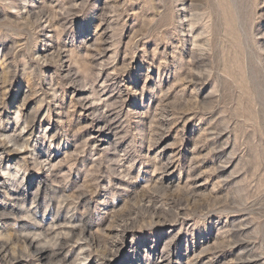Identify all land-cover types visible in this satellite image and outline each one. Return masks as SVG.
<instances>
[{"label":"rangeland","instance_id":"1","mask_svg":"<svg viewBox=\"0 0 264 264\" xmlns=\"http://www.w3.org/2000/svg\"><path fill=\"white\" fill-rule=\"evenodd\" d=\"M58 235L65 264H264V0H0V242Z\"/></svg>","mask_w":264,"mask_h":264},{"label":"bare ground","instance_id":"2","mask_svg":"<svg viewBox=\"0 0 264 264\" xmlns=\"http://www.w3.org/2000/svg\"><path fill=\"white\" fill-rule=\"evenodd\" d=\"M21 136H19V137H17V138H15V137H11V138H9V143H13V145H18V142H19V140L21 139L20 138ZM30 142V141H29ZM6 171V170H5ZM4 171V172H5ZM6 174H7V171H6ZM9 174H11L10 172H9ZM10 176H16V174H15V172H13ZM33 215V214H32ZM27 217V216H26ZM28 217H30V216H28ZM33 217V216H32ZM31 217V218H32ZM34 218V217H33ZM30 218H28V220H29ZM72 219V218H71ZM32 220V219H31ZM30 220V221H31ZM35 220V219H34ZM35 223H36V221H35ZM70 225V224H69ZM68 226V225H67ZM41 234H38V237L40 238V237H42L43 239H47L48 238V235H46L45 234V231L44 232H40ZM51 234V233H50ZM5 235V234H4ZM25 235V234H24ZM6 236V235H5ZM4 236V237H5ZM29 236V235H28ZM26 237V236H24V240H23V245L24 246H22L24 249H22V254H30L29 252H32V254H34V255H32L33 256V258H35V259H37V261H42V260H48L49 261V264H65V262H64V260H62V258H61V251L64 249V247H65V245H67V239H66V237L65 238H61L59 235V238H57V241H56V239H55V244L53 243V245H50V244H52V243H50L49 241V245H47V246H42V247H40V246H36V240H34V239H32L31 237L29 238V237ZM9 237V236H8ZM7 236H6V238H7V241H10V237L8 238ZM35 237H36V235H35ZM12 238V237H11ZM18 238H20V237H18ZM38 238V239H39ZM74 237L72 236V239H73ZM53 239V238H52ZM5 240V239H4ZM17 240H19V239H17ZM47 240H49V239H47ZM47 240H46V242H47ZM71 240V239H70ZM87 240V239H86ZM89 240V239H88ZM52 241V240H51ZM72 241V240H71ZM45 242V241H44ZM45 242V245L47 244ZM69 242V241H68ZM12 243V242H11ZM17 243H18V241H17ZM0 245H1V247H0V262L2 263V262H4L5 264H9V257H10V259H12V260H18L19 258L18 257H16L17 256V250H16V248H14V247H16L15 245H14V243H13V245L14 246H12L9 242H3V243H1L0 242ZM116 245V244H115ZM89 246V245H88ZM21 247V248H22ZM18 249V248H17ZM82 249H83V247H82ZM8 253H9V255H8ZM20 253H21V251H20ZM84 256V255H83ZM23 257V256H22ZM48 261H47V263H48ZM16 262V261H15ZM37 264V263H36ZM40 264V263H39Z\"/></svg>","mask_w":264,"mask_h":264}]
</instances>
